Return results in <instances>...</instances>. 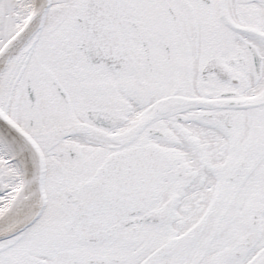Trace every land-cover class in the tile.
Instances as JSON below:
<instances>
[{
  "label": "snow or ice",
  "instance_id": "snow-or-ice-1",
  "mask_svg": "<svg viewBox=\"0 0 264 264\" xmlns=\"http://www.w3.org/2000/svg\"><path fill=\"white\" fill-rule=\"evenodd\" d=\"M0 264H264V0H0Z\"/></svg>",
  "mask_w": 264,
  "mask_h": 264
}]
</instances>
